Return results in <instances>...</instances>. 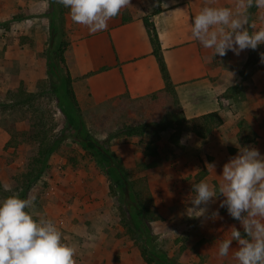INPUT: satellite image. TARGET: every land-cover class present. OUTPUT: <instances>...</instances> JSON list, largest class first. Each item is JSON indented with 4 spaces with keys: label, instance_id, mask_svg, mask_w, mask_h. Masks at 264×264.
I'll return each instance as SVG.
<instances>
[{
    "label": "rangeland",
    "instance_id": "rangeland-1",
    "mask_svg": "<svg viewBox=\"0 0 264 264\" xmlns=\"http://www.w3.org/2000/svg\"><path fill=\"white\" fill-rule=\"evenodd\" d=\"M132 2L122 12L127 13ZM215 2L217 6H232L235 0ZM197 4L199 12L204 0H197ZM49 7L61 11L57 20L60 34L52 33ZM5 22L10 23L6 29L0 28V200L13 194L34 197L32 210L54 220L67 240L77 243V264H147L141 248L148 242L151 250H160L181 264H235L231 255H217L220 241L230 237L231 228H241L226 208L220 207L224 197L218 195L207 206L201 205L207 207L201 217L189 216L192 213L189 210L188 215V209L192 207L193 185L201 180L216 187L222 183L223 166L238 154L240 139L252 140L244 146L264 155V63L260 60L264 44L238 56L229 51L224 57L213 58L221 87L226 91L242 86L244 97H219L222 125L205 139L195 136L186 125L182 145L177 148L168 141L171 129L161 132L156 158L144 153L146 137L107 138L125 126L156 120L158 111L147 115L124 109L132 105L130 100H123L122 108L114 111L111 104L89 111L86 105L79 107L86 130L100 141L107 139L109 150L128 171L127 181L152 211L149 236L143 233L134 237L120 215L121 209L130 210L131 203L124 202L119 192H112V182L104 170L82 149L77 134L66 128L53 92V85L58 84L62 97L64 86L58 83L52 65L57 66V74L68 73L65 61L56 54L59 42H66L64 56L71 42L89 34L88 28L74 23L69 9L57 0H0V24ZM250 22L257 28L264 27V11L250 9ZM230 72L235 74L231 86ZM28 94L37 97L19 103ZM37 119L42 126L33 128ZM63 134L64 139L48 161L50 169L24 192L22 175L37 155L39 141L48 142ZM152 162L155 167L147 169ZM209 165H214V171ZM214 212L219 213L215 219ZM232 247H237L236 242Z\"/></svg>",
    "mask_w": 264,
    "mask_h": 264
},
{
    "label": "clouds",
    "instance_id": "clouds-1",
    "mask_svg": "<svg viewBox=\"0 0 264 264\" xmlns=\"http://www.w3.org/2000/svg\"><path fill=\"white\" fill-rule=\"evenodd\" d=\"M69 9L74 23L84 25L90 34L104 31L108 22L129 5L130 0H57ZM264 11V0H235L232 6H217L215 0H204L190 23V36L213 58L229 51L240 55L264 44V27L250 22V9ZM264 63V53H260ZM231 73V72H230ZM229 84L231 86L232 77ZM238 154L224 164L222 183L216 187L206 180L193 185L192 217H201L218 195L220 207L239 222L230 237L218 245L220 258H231L235 264H264V155L258 149L237 145ZM214 171V165H209ZM34 197L13 194L0 200V264H77V243L70 242L57 223L35 213ZM218 212L212 214L215 219ZM242 229V230H241ZM99 232V229H97ZM233 242L237 247L233 248ZM234 249V250H233Z\"/></svg>",
    "mask_w": 264,
    "mask_h": 264
},
{
    "label": "crops",
    "instance_id": "crops-1",
    "mask_svg": "<svg viewBox=\"0 0 264 264\" xmlns=\"http://www.w3.org/2000/svg\"><path fill=\"white\" fill-rule=\"evenodd\" d=\"M197 5V0H133L127 13L121 10L109 20L106 30L79 35L64 54L79 107L86 105L89 111L90 108L105 109L111 104L114 111L122 108L123 100H141L164 90L142 21L150 15L185 119L190 122L213 112L221 118L218 101L225 89L216 80L219 70L213 63L212 50L203 48L190 36V23L198 13ZM155 9L159 11L154 13ZM152 107L140 111L157 114V106ZM129 108L138 110L131 104L124 109ZM183 138L184 132L177 148Z\"/></svg>",
    "mask_w": 264,
    "mask_h": 264
},
{
    "label": "trees",
    "instance_id": "trees-1",
    "mask_svg": "<svg viewBox=\"0 0 264 264\" xmlns=\"http://www.w3.org/2000/svg\"><path fill=\"white\" fill-rule=\"evenodd\" d=\"M49 9L52 33L60 34L62 32L57 20H59L61 11L56 10L54 7L52 8L53 10L50 7ZM158 11V9H155L154 13H157ZM142 21L152 47V55L155 57L158 63L165 88L159 93L142 98L141 100L130 101L132 105L138 109V112L147 109H154L152 106L156 105L159 118L156 120H147L145 123L138 125L125 126L123 129H120L119 132L110 134L107 139L109 140L111 138L121 136L127 138L146 137L148 141L145 145L144 153L149 157L156 158L159 155L156 146V141L159 139V132L166 131L168 129L173 130L168 138V141L174 146H177L179 144L182 131L186 125L189 126L191 132L195 136L200 139H205L212 133L214 129L222 125V119L216 112L202 115L191 120L190 122L185 119L179 102L176 100L173 84L165 66L156 29L153 23L150 21V15L143 17ZM9 23L10 22H5L0 24V28H8ZM65 46L66 42L61 40L58 44V49L56 50V54L58 55L61 62H64V56H62V53H64ZM57 71V66L52 65V72L58 78V83L61 81L63 82L64 86V93L62 97L59 96L60 94L57 87L58 84L56 86L53 85V92L55 94L57 108L66 120V128L77 134L82 149L89 152L96 159L98 165L104 170L105 174L108 176V179L112 182V192L114 194L119 192V195L124 202L128 201L131 203L130 210L125 212L121 209L120 212L121 218L123 220L122 224L127 228L128 232L134 237L142 235L143 233H146L145 236H149V223L154 220L149 204H147L146 201L138 196V194L133 190L132 185L127 181L129 177L128 171L122 164L120 158L109 150L108 142L106 141L107 139L100 141L91 136L86 130L84 121L80 114L78 102L72 89L71 78L69 77L68 73L63 76L62 73L57 74ZM242 91V86L235 85L228 88L223 95L224 97L240 96V98H242L244 97ZM13 95L16 96L15 93H13ZM36 97L37 96L35 94H28V96L24 100H20L19 103H29L33 101L32 99H36ZM170 101L173 103V105ZM169 103L171 105H169ZM140 109L143 110L140 111ZM178 115H180L179 119L177 117ZM34 125L35 126L33 128H39L42 126V121L37 119ZM36 135H38V133H36ZM40 136H43V134ZM64 137L65 136L63 134L61 136H56L55 139L48 142L44 139L39 141L38 153L28 165V170L22 175V185L24 192L29 190L30 186L36 182L42 174L50 169L51 166L48 161L51 155L56 152ZM34 138L37 139L38 137L36 136ZM251 141L252 140H249L248 138H243L240 139L239 143L240 146H244ZM155 165V162H152L151 164H148L146 168L153 169ZM125 189L126 191L128 190V196L126 195ZM150 246L151 244L148 242L146 246L141 248V256L147 264H152L153 262H159L160 264H181L169 258L160 250H151Z\"/></svg>",
    "mask_w": 264,
    "mask_h": 264
},
{
    "label": "water",
    "instance_id": "water-1",
    "mask_svg": "<svg viewBox=\"0 0 264 264\" xmlns=\"http://www.w3.org/2000/svg\"><path fill=\"white\" fill-rule=\"evenodd\" d=\"M53 57H55V54L53 55ZM126 195L128 196V192L126 191Z\"/></svg>",
    "mask_w": 264,
    "mask_h": 264
}]
</instances>
